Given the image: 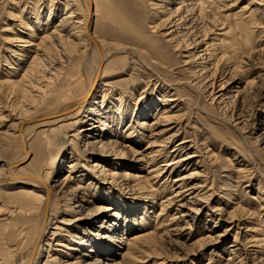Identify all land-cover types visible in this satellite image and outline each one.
<instances>
[{
    "label": "bare ground",
    "instance_id": "bare-ground-1",
    "mask_svg": "<svg viewBox=\"0 0 264 264\" xmlns=\"http://www.w3.org/2000/svg\"><path fill=\"white\" fill-rule=\"evenodd\" d=\"M148 1L146 25H134L138 23L137 35L127 32L126 18L113 11L104 15L105 0H63V8L49 10L45 21L16 20L26 37L18 61L29 60L20 66L21 75L11 65L12 73L0 81V91L5 88L14 98L12 105L18 99L21 103L8 106L11 131L1 132L0 264H38L43 252L42 264H145L153 258L150 264H200L201 249L222 243L232 226L251 215L238 202L229 211L220 203L211 206L214 183L204 166L205 155L213 154H208L209 137L200 143L180 138L193 113L178 102L177 90L188 87L217 110L213 116L202 107V113L219 117L240 134L247 129L250 136L242 138L252 157L264 152V85L255 81L261 74L239 79L242 86L233 80L243 71L241 59L257 63L260 58L262 48L253 46L250 29L258 23L253 16L264 15V0L245 5L241 0ZM104 18L118 24L121 38L106 34L101 41L96 36L92 24ZM166 47L182 57L185 80L174 72L175 63H166ZM54 51L77 56L68 58L74 60L67 68L61 58L48 59ZM113 53L135 57L143 65L156 86L151 98L131 108L122 101L124 91H118L116 101H108L104 76L115 69L107 62ZM82 62L88 72L84 85L78 82L80 75L70 74ZM254 88L253 107L262 108L258 120L252 109L245 112ZM51 104L55 106L38 111ZM38 128L33 161L20 167L30 154L25 134ZM6 151L12 153L9 159L1 156ZM66 152L69 156L63 158ZM66 158L63 172L58 164ZM242 165L240 170L247 166ZM127 198L135 204L132 211L131 203L123 205ZM82 220L92 228L77 227ZM68 224L76 232L67 231ZM256 230L245 225L244 233L221 251L211 250L220 259L215 264H264V237ZM163 240L185 250L169 259L158 250ZM203 264H214L213 256Z\"/></svg>",
    "mask_w": 264,
    "mask_h": 264
},
{
    "label": "rangeland",
    "instance_id": "rangeland-1",
    "mask_svg": "<svg viewBox=\"0 0 264 264\" xmlns=\"http://www.w3.org/2000/svg\"><path fill=\"white\" fill-rule=\"evenodd\" d=\"M62 1L63 0H0V81L1 82L3 79L6 78V76L12 73V70L9 69L11 65L15 67V69L19 73L18 75H21L22 71H20V66L21 65L23 66L25 60L26 62L29 60V58L26 59L21 58L23 59V61L22 60L18 61V53L19 52L21 53V49H22L21 46L22 42L20 41L26 37H24L23 33H25V30L22 27L21 28L18 27L19 29L15 27V24H17L16 20L19 18L21 19V21L23 20L25 22L34 24L36 18L41 17L44 18L45 21L49 10L52 9L53 11L56 9L63 8L61 5ZM241 1L243 2V3L241 2V5H245V3L247 2V0H241ZM148 3H149L148 0H105L104 15L110 16L114 12L119 14L124 19L126 18L124 22L129 27H131L130 30H128L127 32L132 35H134L133 33L137 35V32H139V28L137 25L138 23L136 24V26L134 25L136 21L144 22L146 25V21L149 16L148 10L150 8V5ZM141 5L144 6L145 8L141 7ZM146 6L148 7V9ZM22 8L23 10H25V12L23 13H22ZM144 9H146L147 11ZM238 10L239 8H237L234 11H238ZM244 11H247V9H245ZM106 12H108L109 14H107ZM247 12L245 13V15H247ZM58 15H60V13ZM58 15H56V17H58ZM259 16H260L259 14L257 16H253L254 20L258 23H256L253 26L254 28L252 27V29H250L252 31L250 32L252 34L251 36L253 39V46L256 47L260 46L259 48H262V51L259 56L260 58L258 59L257 63L255 61H254L255 63H253L252 61H246L241 59L242 63L240 64L243 68V69L241 68L243 71L239 70L237 72V74L233 79L235 81L234 84L240 81L239 79H244V77L252 78L257 75L255 72H260L261 75L255 77L256 78L255 81L258 80V82H263L264 85V71H262L264 70V47H263L264 46V15H262L261 17ZM56 20L57 18L54 17L51 20V22L54 24ZM52 23L49 24L47 30L53 27ZM144 23H141L143 24L142 25L143 29H145ZM92 25H93L92 26L93 29L94 27H96L97 30L96 36L101 41L106 40V34H112L115 37L121 38V35L119 34V32H117L118 24L114 21L111 22L107 18H104L102 20V23L97 24V26H95V23H93ZM42 29L43 28L41 27V30ZM132 29L133 30L135 29L137 32L135 30L133 31ZM239 40L241 41V37H238V41ZM165 49L168 52H166ZM162 51H163L162 56L165 57L166 63H175L174 67H177V69H175L174 72L176 71L179 72L177 77L185 80L187 78V73L185 70L186 67L182 63V57L180 56V54H177L175 52H170V49H168L167 47L163 48ZM70 54H72V56L76 55L74 51H71V53L69 54L68 52L65 53V51H62L61 53L57 51L56 53H53L48 59L52 58V60H56L61 58L62 61L64 62V65H66V67L68 68L69 64L71 66L73 60L77 56L76 55L72 57L69 56ZM113 54L111 57H109L107 62L112 67H115V69L113 71H110L108 74L104 76V80H105L104 82L106 83L104 88L109 93L108 101L115 102L116 101L115 98H117L118 96L117 95L118 91L119 92L124 91L122 101L125 99L126 100L125 102H127V105H129V107L131 108L139 105L140 102L143 101L144 99L151 98V93L152 91L156 90L155 88L156 86L154 87L153 77H149L148 75L149 73L148 71H145V68L142 67L143 65L140 62H138L135 57L133 58L129 56L127 57L125 54L123 55L118 53L114 55ZM68 58L69 59L74 58V59L69 60ZM47 61L45 62L46 65H48L49 67L48 62H50V60L48 62ZM68 61H70L69 64ZM237 62H240V56H238ZM82 64H84L85 67ZM70 71H72L70 73L71 75H74L76 73L80 75V77L78 78L79 83L81 82L82 84L84 82L83 83L84 85L87 82L88 72L85 62H82L81 65L79 63V66L74 65V68L71 69ZM168 80L169 79L166 78V81ZM240 83L242 86L243 85L242 80L240 81ZM180 87L181 86H178V90H177L178 102L183 103L184 107H186L189 111H191V113H193L191 115H188L186 121H188L190 125L184 128V132L183 131L180 132V138L184 136H188L189 139L196 140L198 143H200L204 140V137L207 138L209 137L207 140L205 139L206 145L208 146L209 149L208 154H211V152L213 154L207 157L205 155L204 166L207 169L205 175L206 176L208 175L207 176L208 180L213 179L212 181L214 183V185H212V189H214L215 195L211 200V206L215 205L216 203H220L221 206H224L226 211H229L234 208L235 206L234 203L238 202L240 206L250 209V211H252L247 221L240 222L238 226H232V228L228 231L229 232L228 236L225 238V240L222 243H220L219 245L218 244H214L212 246L210 245L206 249H201L203 251H200L199 253L203 252V254L199 255V257L200 256L202 257L201 259L202 262L200 264H203L205 261H207L210 254L213 256V261L215 264V262L218 263L220 259L218 258V256H215L214 254L209 252L214 249H216L217 252L221 251L220 249L222 247H226L228 244L231 243V241L234 239V236L244 233L245 225L256 226L257 230L255 233H257V235L260 237L261 236L264 237V152H256L255 156L252 157L250 155V152L247 151L249 150L248 145L242 138L245 135L250 136V134L247 132V129L242 130V134L238 133L229 125L224 124L223 120H220L219 117H213L214 116L213 114H216L217 110H214L213 106L209 104V100L207 98H205L204 96L200 97L196 95V93L193 90L189 89L188 87H183V88ZM2 90L4 93L0 91V141H1L2 131L3 132L11 131V129L9 130V126H8L12 122L11 120H9L10 110L12 109L13 106L16 107L21 104L19 103L20 101L18 99L19 104L17 103L16 105L15 104L12 105L14 98L5 88H2ZM252 91L255 93L257 91V88L252 89L251 92ZM253 92L246 99V104H247L246 109L248 111L246 110L245 112H249L252 109L255 115V119L258 120L260 116L259 112L262 110V108L259 105L253 107L254 105L253 102L255 101L253 100L255 99L253 96L254 94ZM100 93L101 92H99V95H97L98 100L101 99ZM10 104L12 106H10ZM8 106L11 107V109ZM53 106H55V104H51L44 108H40L38 111L44 112ZM202 107H204L207 111H209V114H212L213 116H209L202 113ZM186 121L183 122L182 124L184 125L185 123H187ZM191 126L193 128H190ZM123 128L124 125L121 126V130ZM40 133H41V129L38 128L35 131L27 132L25 134V142L28 148L30 149V154L24 162L20 163L19 165L20 167L26 168L33 161V157L36 152L35 146L38 136H40L39 135ZM55 149L57 148L55 147ZM9 152L10 151H6L4 153L1 152L2 153L1 156L4 159H6L7 157H8L7 159H9L12 154L11 152L10 153ZM68 156H69L68 152L63 154V158ZM68 159L69 158H66L64 162L58 164L59 167L63 168L62 170L63 172L64 170H67L66 163L69 162ZM252 159L254 161H252ZM1 164L2 162H0V166ZM242 164L245 165L247 164V166L243 170H240L244 166ZM123 193L124 192H121L118 195ZM127 202L132 204L130 209L132 211L133 210L132 207L135 206L134 202L131 199L127 198L123 203L124 207ZM137 202L140 203L141 201L139 200ZM3 209L4 208H2L0 204V213H2L1 210L4 211ZM115 209L116 208H113L112 212ZM95 224L97 225L98 223ZM76 226L81 228L83 226H89V229L92 228L88 220H82L81 223ZM196 228L198 231L201 230V228H203L202 223L200 224L198 223ZM66 230L71 232L72 231L76 232V230L73 228L71 224H68ZM127 235L128 233L126 234V236ZM61 239H64V237H62ZM162 242H160V245L158 246L159 247L158 250H161L162 255L165 254L164 256L166 255L169 256V259H177L182 254L181 250H185L184 247L181 248L180 246H174L172 244H169L167 240H163ZM198 248L200 247L198 246ZM173 256L176 257L174 258ZM223 256L225 257L226 255H224L223 253ZM153 259L145 262V264L152 263ZM38 260H39L38 264H42L46 260V252H43L42 256L39 257ZM194 261L196 262L197 260Z\"/></svg>",
    "mask_w": 264,
    "mask_h": 264
}]
</instances>
